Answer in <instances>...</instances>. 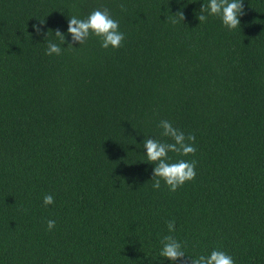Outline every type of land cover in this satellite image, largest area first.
<instances>
[{
    "label": "trees",
    "instance_id": "1",
    "mask_svg": "<svg viewBox=\"0 0 264 264\" xmlns=\"http://www.w3.org/2000/svg\"><path fill=\"white\" fill-rule=\"evenodd\" d=\"M207 3L0 0V264H264V0L232 30L199 22ZM105 8L121 46L72 42L69 18ZM161 120L196 137L194 155L168 153L196 161L174 192L153 189L142 146L172 142ZM165 235L184 258L160 256Z\"/></svg>",
    "mask_w": 264,
    "mask_h": 264
},
{
    "label": "clouds",
    "instance_id": "2",
    "mask_svg": "<svg viewBox=\"0 0 264 264\" xmlns=\"http://www.w3.org/2000/svg\"><path fill=\"white\" fill-rule=\"evenodd\" d=\"M120 7L123 9L124 5ZM181 21L184 19L182 12H177ZM176 13V14H177ZM243 0H208L207 4H202L200 15L197 17L199 22H204L209 16H218L222 25L229 30L235 29L240 25L239 17L243 16ZM44 22V21H43ZM43 22H40L43 24ZM175 22V21H173ZM36 33H40V27L33 26ZM67 34L71 36V41L82 45L90 37L94 36L99 39L102 49H117L121 46L125 36L119 31V24L114 20L108 9L93 10L85 19H78L72 16L68 20ZM54 35L59 38L60 44L49 42L45 55L59 56L62 52V43H65V34L58 29ZM68 47H72L69 43ZM75 49V48H73ZM158 127L163 131L161 135L169 138L172 142H162L152 138L144 139L143 148L146 150L144 155L146 162L155 165L152 170V187L153 189L161 188V181L169 191H176L186 182L194 180L196 177V161H186L183 159L175 162H169L168 153H175L178 156L194 155L195 135L185 134L174 128L172 123L167 120H161ZM54 202L52 195L48 194L43 197L45 206ZM54 220L47 221V229L52 230L55 227ZM168 231H175L174 220L168 221ZM162 248L160 256L169 261H176L185 257L182 245L172 235H165L161 240ZM191 264H234L232 256L221 250H213L210 255H200L197 258L191 257Z\"/></svg>",
    "mask_w": 264,
    "mask_h": 264
}]
</instances>
